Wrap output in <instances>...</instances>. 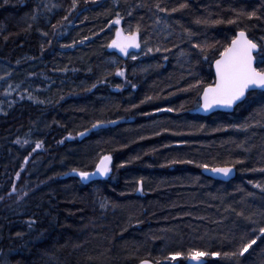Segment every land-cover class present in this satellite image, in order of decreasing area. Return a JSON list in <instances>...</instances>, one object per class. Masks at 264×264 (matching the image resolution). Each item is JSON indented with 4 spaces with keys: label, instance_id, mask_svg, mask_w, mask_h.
<instances>
[{
    "label": "trees",
    "instance_id": "16d2710c",
    "mask_svg": "<svg viewBox=\"0 0 264 264\" xmlns=\"http://www.w3.org/2000/svg\"><path fill=\"white\" fill-rule=\"evenodd\" d=\"M40 2L0 0V264H186L189 249L221 254L206 264H264V238L223 255L264 227L253 187L264 185V95L202 117L190 87L214 83L218 58L193 45L219 48L238 31L264 43V0H56L52 15ZM117 14L140 27L135 60L108 47ZM105 155L108 178L83 184L73 169ZM198 165L236 176L213 181Z\"/></svg>",
    "mask_w": 264,
    "mask_h": 264
},
{
    "label": "snow or ice",
    "instance_id": "6c2138e0",
    "mask_svg": "<svg viewBox=\"0 0 264 264\" xmlns=\"http://www.w3.org/2000/svg\"><path fill=\"white\" fill-rule=\"evenodd\" d=\"M6 2V0H5ZM88 2V0H85ZM93 3L97 0H92ZM76 0H73V6H75ZM159 11H166L165 8L156 6ZM181 8L186 7L182 4ZM177 9L173 8L172 11L175 12ZM244 14V13H239ZM131 15V13H129ZM249 18H251L255 13H247ZM67 19V17H65ZM114 25H120L121 19L119 14H117V19L112 22ZM220 23V21H217ZM228 23H233L229 20ZM140 32V27L137 25L135 31H130L128 34H124L123 30L117 29L115 36L116 38L111 41L108 45L109 48L117 49L120 53L125 56L131 55V59L135 60L136 55L129 53L130 48H140L138 42V36ZM189 36L192 33H188ZM261 41H264V37H261ZM219 41L216 44L212 45H193V47H199L201 53L204 54V59L208 60V55L205 52V49H211L213 52L218 51V58L214 61L215 67V81L212 84L202 85L201 81H197L196 85H191L190 87H198L200 90L197 95L199 96L200 108L205 112L211 111L215 108H227L231 109L235 107H241L249 103L250 98L256 95V90H260L261 94L264 95V43L254 42L253 39H250L245 31H239L230 42L226 45H220ZM157 51L160 49L157 48ZM152 49L149 48L148 52H151ZM117 76L123 77L125 75L124 71L118 70L116 72ZM135 87V85H132ZM31 99V97H29ZM148 99H151L149 97ZM167 111H172L171 108L166 109ZM261 113H264V108L260 110ZM115 123V122H112ZM98 125H93V128ZM242 129H246V125L239 126ZM84 135V133H80ZM41 145L38 142L36 147L39 148ZM111 156H104L99 164L97 165V173L101 176H107L111 171L109 165L111 163ZM172 163H192V161L184 160H173ZM234 163H242V161H235ZM207 169V165H198ZM212 172L228 176L232 172V167H214L210 169ZM264 171V168L259 169ZM73 172L77 174L82 181L89 180L92 175L96 173H89L86 171H78L73 169ZM141 187L137 191H143L142 182H139ZM255 187L261 188L264 191V187L257 184ZM15 191V189H13ZM242 215V213H238ZM260 236L255 239H251L250 242L243 243L240 248L231 253H224L226 257H243L245 253L249 252V249L257 243V239L264 238V227L259 228ZM19 235V234H18ZM183 254L181 252H176L175 254L166 257L172 261H176L178 257H181ZM188 259L191 261L197 262V264H206L203 260L207 256H220L219 252H207L200 249H189ZM142 264H149L148 260L142 261Z\"/></svg>",
    "mask_w": 264,
    "mask_h": 264
},
{
    "label": "water",
    "instance_id": "95a60500",
    "mask_svg": "<svg viewBox=\"0 0 264 264\" xmlns=\"http://www.w3.org/2000/svg\"><path fill=\"white\" fill-rule=\"evenodd\" d=\"M117 29H121V30H123L121 27H119V28H117ZM117 29H116V31H117ZM116 31H115V33H116ZM123 32H124V34H126L124 30H123ZM115 33H114V37H113V39L116 38ZM236 34H237V33H236ZM113 39H112V40H113ZM138 42H140V38H139V36H138ZM110 49H111L112 52H115V53H119V54H120V52H119L117 49H113V48H110ZM135 49H136V48H130V49H129V52H131V51H133V50H135ZM212 71H213L214 81H215V67H214V62H213V64H212ZM256 91H260V90H256ZM200 103H202V101H200ZM234 108H235V106H234L233 108H231V109H227V108H215V109H213V110H211V111L205 112V111H204L202 108H200V106H199V108L196 110V114L199 115V116H203V117L209 116V115L214 114V113H216V112H221V113H227V114H230V113L233 112ZM99 162H100V161H99ZM98 164H99V163H98ZM110 164H111V163H110ZM109 167H110V165H109ZM232 169H233L232 172H231L228 176H224V175H222V174L212 172L210 169H204V170L202 171V174H203L205 177H207V178H209V179H212V180H214V181H218V182H222V183H228V182H230L231 180H233V179L235 178V176H236V170H235V168L232 167ZM91 173H96V174H95V175H92L91 178H90L89 180L82 181V180L80 179L81 182H82L83 184H87V183H89V182H93V181H96V180H103V179H106L107 176H108V175H107V176H101V175H99V174L97 173V166H96L94 172H91ZM79 178H80V177H79ZM203 260H204V259H203ZM204 261H205V260H204ZM140 264H142V262H141ZM149 264H153V263L149 262ZM188 264H197V262L189 260V261H188Z\"/></svg>",
    "mask_w": 264,
    "mask_h": 264
},
{
    "label": "rangeland",
    "instance_id": "374dc122",
    "mask_svg": "<svg viewBox=\"0 0 264 264\" xmlns=\"http://www.w3.org/2000/svg\"><path fill=\"white\" fill-rule=\"evenodd\" d=\"M40 6H41V10H42L43 14L46 13V14L52 15V14H54V12H56L59 9V5L57 4L56 0H41ZM160 23H159V28L164 29V23L162 22V19H161ZM118 27H121L125 31V33H127V34L130 32L129 29L131 28V26L130 27L129 26L123 27L121 25H116V28H118ZM145 48H146V45L140 46V48H136L134 51H131L130 54L137 56L140 54V52H143L145 50ZM123 56H125V55H123ZM129 56H131V55H129ZM7 75H9V71L6 69V67H4L3 65H0V90L1 91L8 89L10 87V85H8V83H6L7 79L4 78ZM15 77H16V75H15ZM3 106H4V102H2L0 104V112L3 111ZM253 187H254V189L262 191L258 187H255V186H253ZM186 258H188V256ZM205 258L206 257H204V259Z\"/></svg>",
    "mask_w": 264,
    "mask_h": 264
},
{
    "label": "bare ground",
    "instance_id": "6f19581e",
    "mask_svg": "<svg viewBox=\"0 0 264 264\" xmlns=\"http://www.w3.org/2000/svg\"><path fill=\"white\" fill-rule=\"evenodd\" d=\"M239 32V31H238ZM237 32V33H238ZM139 38H140V34H139ZM140 43V42H139ZM110 49V48H109ZM110 51H111V49H110ZM112 52V51H111ZM113 53H115V52H113ZM116 54H119V53H116ZM121 54V53H120ZM261 92V91H260ZM199 108V107H198ZM197 108V109H198ZM196 109V110H197ZM196 110H195V113H196ZM197 115V114H196ZM203 117V116H202ZM94 130H96L95 128H94ZM79 139H80V137H79ZM105 156H110V155H105ZM104 157V156H103ZM102 157V158H103ZM102 158H100V160L102 159ZM99 160V161H100ZM99 161H98V163H99ZM98 163L96 164V166L98 165ZM111 164H112V160H111ZM111 164H110V169H111ZM96 166H95V168H96ZM226 167H229V166H226ZM95 168L92 170V171H90L89 173H91V172H94V170H95ZM207 169H212V168H207ZM204 170V169H203ZM202 170V171H203ZM109 174H110V172H109ZM109 174H108V176H109ZM203 175V174H202ZM108 176H107V178H108ZM204 176V175H203ZM78 178H79V176H78ZM106 178V179H107ZM80 179V178H79ZM106 179H103V180H106ZM103 180H96V181H103ZM212 180V179H211ZM81 181V180H80ZM214 181V180H213ZM93 182H95V181H93ZM89 183H91V182H89ZM222 183V182H221ZM88 184V183H87ZM262 187H264V185H261ZM261 189V188H260ZM186 260V264H188V261H189V259L188 258H185ZM204 259V258H203ZM205 260V259H204ZM172 261V260H171ZM149 262H151V261H149ZM205 262H206V260H205ZM151 263H153V264H171L172 262H169V261H166V262H162V263H160V262H158V263H156V262H151Z\"/></svg>",
    "mask_w": 264,
    "mask_h": 264
}]
</instances>
